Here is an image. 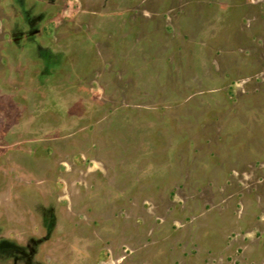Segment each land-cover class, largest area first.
<instances>
[{
    "label": "rangeland",
    "instance_id": "374dc122",
    "mask_svg": "<svg viewBox=\"0 0 264 264\" xmlns=\"http://www.w3.org/2000/svg\"><path fill=\"white\" fill-rule=\"evenodd\" d=\"M0 264H264V0H0Z\"/></svg>",
    "mask_w": 264,
    "mask_h": 264
}]
</instances>
